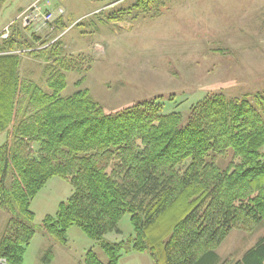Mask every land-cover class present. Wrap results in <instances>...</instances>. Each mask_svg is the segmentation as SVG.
I'll list each match as a JSON object with an SVG mask.
<instances>
[{
    "label": "trees",
    "instance_id": "16d2710c",
    "mask_svg": "<svg viewBox=\"0 0 264 264\" xmlns=\"http://www.w3.org/2000/svg\"><path fill=\"white\" fill-rule=\"evenodd\" d=\"M159 2L135 0L131 8ZM14 26L0 40V135L12 137L0 148V209L11 214L0 260L24 264L37 235L32 202L54 178L74 193L41 227L64 245L73 227L98 241L108 263L90 250L86 264H120L132 253L154 264H221L217 250L232 231L251 234L264 223V93L210 95L191 107L187 122L181 112L163 114V97L107 113L88 90L61 96L65 73L75 68L62 38L41 42L31 28ZM22 56L44 64L49 91L21 77ZM126 214L134 235L105 240L121 233ZM47 255L50 264L53 250ZM232 264H264V237Z\"/></svg>",
    "mask_w": 264,
    "mask_h": 264
},
{
    "label": "rangeland",
    "instance_id": "374dc122",
    "mask_svg": "<svg viewBox=\"0 0 264 264\" xmlns=\"http://www.w3.org/2000/svg\"><path fill=\"white\" fill-rule=\"evenodd\" d=\"M134 1L68 0L63 5L65 29L50 33L42 22L33 23L30 31L39 34L41 42L62 38L64 57L74 60L75 70L65 73L62 97L88 90L112 114L163 97V114L181 112L187 122L191 107L210 95L243 99L264 93V0H160L148 11L131 8ZM13 15L11 5H1L0 28L10 22L20 26ZM21 58V77L49 91L44 64L30 56ZM10 134L0 135V148L11 142ZM232 155L218 160L220 168L229 165ZM73 193L68 181L54 178L32 202L36 219L31 225L37 235L24 264H46L50 249V264H86L90 250L108 263L100 243L79 227L69 230L66 245L44 233L45 217L55 216ZM10 217L0 209V240ZM118 227L121 233L112 232L105 240L121 242L134 235L129 214ZM263 237L264 223L251 234L232 231L217 250L221 264L241 260ZM121 264L154 262L148 254L132 253L124 255Z\"/></svg>",
    "mask_w": 264,
    "mask_h": 264
},
{
    "label": "crops",
    "instance_id": "0c3cea01",
    "mask_svg": "<svg viewBox=\"0 0 264 264\" xmlns=\"http://www.w3.org/2000/svg\"><path fill=\"white\" fill-rule=\"evenodd\" d=\"M39 0H0V6L1 5H6L7 3L9 5H11L12 7V12H13V16H16L17 21H20L23 26V19L25 16V13L27 12L28 9H30L35 3H37ZM68 0H42L39 2V6H41L42 10L45 12H53V13H58L59 10H63L64 14L63 16H59L58 19H62V23L67 26V13L63 7V5L67 2ZM15 23V22H14ZM12 24V22L4 25V27L0 28V33L7 28L8 26H10ZM38 24V23H37ZM33 24H30L26 27L32 28ZM45 30V29H43ZM44 33V35H48V33L45 34V31H41ZM39 35V34H37ZM40 36V35H39ZM41 37V36H40ZM66 245V244H65ZM123 258V257H122ZM121 258V260H122ZM121 260H120V264H121Z\"/></svg>",
    "mask_w": 264,
    "mask_h": 264
},
{
    "label": "built area",
    "instance_id": "2783aa9c",
    "mask_svg": "<svg viewBox=\"0 0 264 264\" xmlns=\"http://www.w3.org/2000/svg\"><path fill=\"white\" fill-rule=\"evenodd\" d=\"M42 0H39L37 3H35L30 9L27 10L25 13L23 23L25 26H28L30 24H33L35 22H42L44 26H47L50 33H56L57 31V25L56 21H58L59 16H63L64 12L63 10H59L58 13L53 12H44L39 6V2ZM11 35V26H8L0 33V40H7L9 39ZM59 38H56L55 41H57ZM54 41V42H55ZM0 264H8L6 260H0Z\"/></svg>",
    "mask_w": 264,
    "mask_h": 264
}]
</instances>
